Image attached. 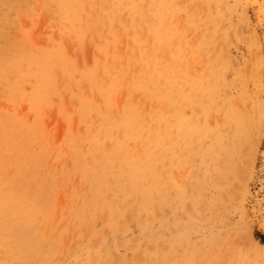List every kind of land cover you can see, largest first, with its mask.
I'll list each match as a JSON object with an SVG mask.
<instances>
[{
  "label": "rangeland",
  "instance_id": "374dc122",
  "mask_svg": "<svg viewBox=\"0 0 264 264\" xmlns=\"http://www.w3.org/2000/svg\"><path fill=\"white\" fill-rule=\"evenodd\" d=\"M0 264H264V0H0Z\"/></svg>",
  "mask_w": 264,
  "mask_h": 264
}]
</instances>
